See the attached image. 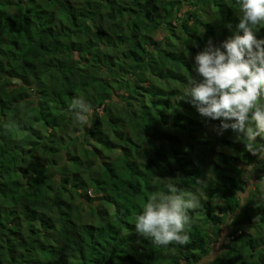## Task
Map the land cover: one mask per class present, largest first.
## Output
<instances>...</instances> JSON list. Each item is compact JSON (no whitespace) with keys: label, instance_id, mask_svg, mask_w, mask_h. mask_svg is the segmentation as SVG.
I'll use <instances>...</instances> for the list:
<instances>
[{"label":"trees","instance_id":"trees-1","mask_svg":"<svg viewBox=\"0 0 264 264\" xmlns=\"http://www.w3.org/2000/svg\"><path fill=\"white\" fill-rule=\"evenodd\" d=\"M239 16L236 0H0V264H264V161L174 101ZM166 183L200 200L182 246L134 230Z\"/></svg>","mask_w":264,"mask_h":264},{"label":"clouds","instance_id":"clouds-1","mask_svg":"<svg viewBox=\"0 0 264 264\" xmlns=\"http://www.w3.org/2000/svg\"><path fill=\"white\" fill-rule=\"evenodd\" d=\"M236 5L235 30L218 46L209 39L194 56L191 79L174 101L189 102L205 123L219 121L217 135L230 131L245 152L264 161V39H258L264 0H236ZM70 107L79 125L87 126L92 107L82 99ZM198 207L197 194L166 183L135 214L134 230L156 246L185 245L189 210Z\"/></svg>","mask_w":264,"mask_h":264},{"label":"rangeland","instance_id":"rangeland-1","mask_svg":"<svg viewBox=\"0 0 264 264\" xmlns=\"http://www.w3.org/2000/svg\"><path fill=\"white\" fill-rule=\"evenodd\" d=\"M253 186V184H251L250 186H249V188H251ZM247 197V192L246 193H243L242 194V198H243V200H245V198ZM229 222V221H228ZM228 232H229V229L227 228V225H225L224 227H223V238H225V236L228 234ZM224 240L225 239H222V240H220L219 242H216L215 243V245H214V250H213V252L211 253L212 255H211V259L216 255V254H218L219 252H220V249H221V247H222V244L224 243ZM210 258H209V260H210ZM200 264H208V261H206V260H203Z\"/></svg>","mask_w":264,"mask_h":264}]
</instances>
